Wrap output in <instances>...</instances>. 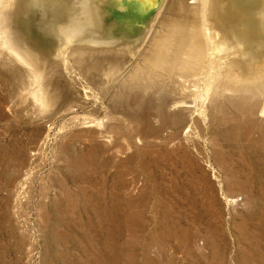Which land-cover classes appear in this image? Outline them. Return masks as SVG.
Here are the masks:
<instances>
[{"label":"rangeland","instance_id":"obj_1","mask_svg":"<svg viewBox=\"0 0 264 264\" xmlns=\"http://www.w3.org/2000/svg\"><path fill=\"white\" fill-rule=\"evenodd\" d=\"M166 1L98 0L102 24L76 42L47 31L49 16L66 22L65 9L10 0L6 12L0 4L14 34L37 52L49 91L48 101L36 99V80L0 39V264H264V0H207L213 42L221 35L218 50L241 56L239 79L211 62L208 85L221 93L213 97L205 61L187 62L182 43L178 52L155 46ZM182 1L190 26L201 0ZM234 15L245 29L232 24ZM173 27V37L189 32ZM196 32L206 48L200 21ZM236 40L243 53L232 51ZM148 53L182 64L167 58L165 68ZM173 91L184 107L165 105ZM88 128L99 131L96 139Z\"/></svg>","mask_w":264,"mask_h":264},{"label":"bare ground","instance_id":"obj_2","mask_svg":"<svg viewBox=\"0 0 264 264\" xmlns=\"http://www.w3.org/2000/svg\"><path fill=\"white\" fill-rule=\"evenodd\" d=\"M9 1L10 0H0V4L2 5H0L1 6V8H2V10L4 9H7L8 7L6 6V5H9L8 3H9ZM114 1V0H113ZM193 1V0H192ZM196 2V1H195ZM119 3H120V1H119ZM111 4V3H110ZM11 5V4H10ZM6 8H5V7ZM184 2L182 1V0H170V1H166V4H165V7H164V10L162 11V13H161V15H160V17H159V19H158V21L156 22V24L155 25H157V26H160L161 27V29H165V32L163 31V33H161L162 31L160 30V32H159V35H157V33L156 34H153L154 36H156V37H153L155 40H157V43H156V45L155 46H157L156 48L158 49L160 46H161V44H163V43H165L166 45L167 44H175L174 46H172L173 48H176V43H180V45H181V43L185 46H182L184 49L182 50L180 47V45H177V46H179V48L177 49L176 48V50L175 49H173V50H175L176 52H178L179 50L181 51L182 50V52L187 56V62H190V61H196L199 65H201V64H203L204 63V61H205V65H206V67L205 68H207V70H208V74L210 75V77H211V79H208L209 80V82H207V84L206 85H208V83H210L211 81H212V77H213V75H215V70H213V66H212V64H211V62L213 63L214 62V64L215 63H217V65L216 66H218V65H221L222 63L223 64H225L226 63V65H228V68H230L229 70H231V73L230 74H232L235 78L237 77H242V75L240 74V66H239V63H236V62H238L239 60H240V58H241V56H238V58L239 59H234V57H236L237 55H235L234 57H233V55L230 53L231 52V50H230V52L228 53V55L230 56V55H232V57L230 56V58H229V56L227 57V55H226V53H223V51H222V47L218 50V48H217V46H219V45H221L222 44V37H221V35H219V33L218 32H216V34H217V36H218V39H217V41H216V43H214L213 42V40H212V37H211V35H210V30H209V26H210V24L209 23H212L211 21H212V19H211V9H210V7L208 6V4H207V0H201V2L199 3V5H196L197 6V10H196V12H198V13H200V24L201 25H203V30H204V32H205V35L207 36L206 37V42H205V45H206V48H204L203 47V42L201 41V39H200V37H199V35H197V32H196V24H198L199 23V21H198V19L195 17V16H190L192 19H191V25L189 26L188 25V23H187V21H189V15L190 14H188L187 13V11L186 10H184ZM225 6V5H224ZM4 7V8H3ZM10 7V6H9ZM8 9H10V8H8ZM7 9V10H8ZM1 9H0V11H2ZM241 10V9H240ZM6 11V10H5ZM5 11H2V12H0V39H1V43H3L2 45H6V47L8 48V49H6L7 51H8V53H12V55H14L15 56V58H17L20 62L19 63H21V66H22V64H24L23 66H26L25 68H26V70H29L28 71V73L27 74H29V72H30V74H32V75H29L30 77L31 76H33L32 77V81L33 80H36V82H37V84H38V89H37V96H36V99L38 98V99H40V100H38V101H42V102H44V101H46L47 100V97H46V94H47V92H49L48 91V89H46V87H44V84L42 85V83L40 82L41 81V78H40V76H41V71L43 70H41V66H39L38 65V62H36L35 61V58H38L39 56H38V54H37V52H35L34 50H33V48H31V42H30V40L29 41H27L26 40V38L25 37H23L22 39L21 38H19V37H17L14 33V29H13V27H12V25L10 24V22H9V20H7V18H8V15L9 14H7V13H5ZM7 12V11H6ZM9 12H10V10H9ZM8 12V13H9ZM173 13V14H172ZM194 13V12H193ZM6 14V15H5ZM231 21H232V24L235 26V27H237V28H239V29H245V27H247V26H245L246 24H247V22H245V23H243V19H241V18H238V15H234L233 17H232V19H231ZM245 21V20H244ZM244 24V25H243ZM172 26H177V27H181V28H185V27H188L189 28V32L188 31H186V35L185 36H178V37H173V34H174V32H173V34L172 35H170V33L171 32H169V31H171L172 30ZM198 26V25H197ZM174 27H173V29H174ZM176 28V27H175ZM178 28V29H179ZM157 29H159V28H157ZM171 29V30H170ZM181 30V31H185V29L184 30ZM212 29V28H211ZM250 29V28H249ZM155 30V29H154ZM175 30V29H174ZM218 30V29H217ZM156 31H158V30H156ZM178 31V30H177ZM152 32H154V31H152ZM176 32V31H175ZM180 32V31H179ZM188 32V33H187ZM203 32V33H204ZM178 33V32H177ZM179 34H183V33H179ZM184 34H185V32H184ZM209 36V37H208ZM151 38H152V36H151ZM150 38V39H151ZM204 38V37H203ZM153 39V40H154ZM177 39H179V41L180 40H182V42L180 41H176ZM29 44H28V43ZM176 42V43H175ZM1 43H0V46H1ZM154 43H155V41H154ZM153 43V44H154ZM244 43V41L243 40H241V41H239V40H236L235 42H234V44H232V46H233V48H231L232 49V51H237L238 53H243L244 52V50H243V44ZM33 44V43H32ZM249 45V44H248ZM2 47V46H1ZM4 47V46H3ZM73 46H71V48H72ZM163 48H165V46H162ZM161 47V48H162ZM168 47H169V45H168ZM171 47V48H172ZM213 47H215V49L213 48ZM70 48V47H69ZM73 48H75V47H73ZM84 49V51H85V48H83ZM83 49H82V51H83ZM166 49V48H165ZM164 49V50H165ZM170 49V48H169ZM11 52H10V51ZM39 50V49H38ZM61 50V49H60ZM60 50H58V51H60ZM68 50V49H67ZM75 50V49H74ZM74 50H72L73 52H74ZM88 50H90V49H88ZM93 49H91V51H92ZM151 50V49H150ZM154 50H156V49H154ZM167 50V49H166ZM166 50H165V53H166ZM172 50V49H171ZM172 50V51H173ZM214 50H216V52H213ZM224 50V49H223ZM57 51V52H58ZM69 51H71V49L69 50ZM69 51H68V53H69ZM75 51H77V50H75ZM80 51V50H79ZM81 51V52H82ZM84 51H83V53H84ZM91 51H89V52H91ZM170 50H167V52H169ZM174 51V52H175ZM64 52V57H65V55H66V51H63ZM81 52H80V54H81ZM86 52V51H85ZM89 52H88V54H89ZM99 52V51H98ZM152 52H154V51H152ZM155 52H157V53H159L160 54V50H156ZM171 52V51H170ZM206 52V53H205ZM62 53V52H61ZM67 53V54H68ZM72 53V52H71ZM71 53H69L70 55H71ZM76 53V56H77V54L79 53H77V52H75ZM93 53V52H92ZM96 53H97V51H96ZM155 54V55H152V53H148V54H145L143 57L144 58H146L147 59V57L150 59V61H152V62H154V63H158V61H162V64H163V61H165V63H166V60H167V58H168V60L170 59V58H172L171 57V55H169L170 56V58L167 56V58H166V60H164L165 58L163 57V58H160L159 56H158V54ZM163 53H164V51H163ZM163 53H162V55H163ZM182 53V54H183ZM233 53H235V54H238V53H236V52H233ZM57 54V53H56ZM86 54H87V52H86ZM87 54V55H88ZM91 54V53H90ZM95 54V53H94ZM99 54V53H98ZM101 54H102V52H101ZM135 54V53H134ZM167 54V53H166ZM168 54H170V53H168ZM173 54V53H172ZM174 54H176V53H174ZM178 54V53H177ZM176 54V55H177ZM11 55V56H12ZM61 55V54H60ZM72 55H73V53H72ZM72 55H71V57H72ZM165 55V54H164ZM180 55H181V52H180ZM180 55L178 54L177 56H179L180 57ZM184 55V56H185ZM239 55H241V54H239ZM243 55V54H242ZM74 56H75V54H74ZM74 56L72 57V58H74ZM75 56V57H76ZM82 56V55H81ZM83 56H84V54H83ZM82 56V57H83ZM88 56H90V55H88ZM100 55H98V57H99ZM160 56H161V54H160ZM177 56H175V57H177ZM183 56V55H182ZM226 56V57H225ZM63 57V58H64ZM69 57V56H68ZM68 57H66L65 59H67ZM79 57V56H78ZM81 57V58H82ZM93 57V56H92ZM95 57H97L96 55H95ZM101 57V56H100ZM99 57V58H100ZM141 57V56H140ZM179 57H178V59H179ZM14 58V59H15ZM102 58V57H101ZM174 58V57H173ZM243 58V57H242ZM12 59H13V56H12ZM13 59V60H14ZM93 59V58H92ZM106 59V58H105ZM104 59V60H105ZM145 59V60H146ZM149 59H147V60H149ZM176 58H174V59H172V61H174ZM181 59H184L183 57H181ZM188 59H192V60H188ZM38 60V59H37ZM69 60V59H68ZM73 60H75V59H73ZM79 60V59H78ZM77 60V61H78ZM177 60V59H176ZM184 60H186V57H185V59ZM40 61V60H39ZM70 61V60H69ZM69 61H67L66 60V62L65 63H67V62H69ZM100 62H102V60H99ZM98 61V62H99ZM106 61V60H105ZM131 61V60H130ZM171 61V60H170ZM171 61V62H172ZM178 61V60H177ZM177 61H175L176 63L175 64H177ZM180 61V60H179ZM178 61V62H179ZM183 61V60H182ZM191 62V64L193 63H195V62ZM89 62V61H88ZM108 62V61H107ZM110 62V61H109ZM181 62V61H180ZM186 62V61H185ZM187 62H186V64H187ZM15 63H16V59H15ZM64 63V64H65ZM87 63V62H86ZM96 62H94V61H90L88 64H87V66L88 67H90V68H88L89 70L90 69H96V68H98V66L95 64ZM143 63V62H142ZM150 63V62H149ZM201 63V64H200ZM102 64V63H101ZM109 65H113V64H116L115 62H112V63H108ZM126 64V63H125ZM132 64V63H131ZM159 64L161 65V63L159 62ZM168 64V63H167ZM179 64H182V62L181 63H179ZM185 64V63H184ZM196 64V63H195ZM213 64V65H214ZM222 64V65H223ZM20 65V64H19ZM66 65V64H65ZM64 65V69H66L67 67ZM70 65V64H69ZM136 65V64H135ZM151 65H153V64H151ZM156 65V64H155ZM169 65V64H168ZM168 65H167V67H168ZM189 65V67H190V63L188 64ZM197 65V64H196ZM49 66V65H48ZM47 66V67H48ZM97 66V67H96ZM102 66H104V65H102ZM101 66V67H102ZM169 66H172V65H169ZM175 66V65H174ZM177 66H178V64H177ZM177 66H175V67H177ZM184 66H186V65H184ZM194 66V65H193ZM192 66V67H193ZM66 67V68H65ZM134 67H136V66H134ZM157 67V66H156ZM161 67V66H160ZM163 67H165L164 66V64H163ZM167 67H165V68H167ZM179 67V66H178ZM197 67H199V66H196V68ZM219 67V66H218ZM221 67V66H220ZM223 67V66H222ZM235 69H234V68ZM23 68V67H22ZM71 68V67H70ZM171 68V67H170ZM173 68V67H172ZM180 68H181V66H180ZM182 68H184V69H186L185 67H182ZM195 68V69H196ZM202 68V67H201ZM45 69V68H44ZM133 69V68H132ZM142 69V68H141ZM163 69V68H162ZM194 69V68H193ZM200 69V68H199ZM198 69V70H199ZM224 69V68H223ZM131 70V69H130ZM130 70H128V71H130ZM135 70V69H134ZM164 70V69H163ZM213 70V71H212ZM218 70V69H217ZM259 70H261V69H259ZM258 70V71H259ZM262 70H263V74H261V75H263L264 76V67L262 68ZM261 70V71H262ZM132 71V70H131ZM166 71V70H165ZM203 71V70H202ZM256 71V70H255ZM170 72V71H169ZM168 72V73H169ZM171 72H172V70H171ZM194 72H195V70H194ZM200 72V71H199ZM133 73V72H132ZM138 73V72H137ZM136 73V74H137ZM217 73V72H216ZM206 74V73H205ZM45 75V74H44ZM134 75V74H133ZM173 75V73L171 74L170 73V77H172V80L173 81H176V79L174 80L173 78H174V76H172ZM216 75H218V74H216ZM219 75H221V74H219ZM223 75V74H222ZM28 76V77H29ZM163 76V75H162ZM166 76V75H165ZM178 76V75H177ZM227 76V75H226ZM29 77V78H30ZM41 77H43V76H41ZM179 77V76H178ZM205 77V76H204ZM208 77V75L206 76V78ZM222 77V76H221ZM230 77V76H229ZM233 77V78H234ZM34 78V79H33ZM45 78V77H44ZM215 78H216V76H215ZM220 77H218V79H219ZM234 78V79H235ZM236 78V79H237ZM177 79H179V78H177ZM217 79V78H216ZM223 79H225L224 77H223ZM239 79V78H238ZM242 79V78H241ZM31 80V79H30ZM205 80V79H204ZM211 80V81H210ZM220 80V79H219ZM218 80V81H219ZM229 80V79H228ZM160 81V80H159ZM170 81H171V79H170ZM177 81H179V80H177ZM206 81H207V79H206ZM221 81V80H220ZM219 81V82H220ZM243 81V80H242ZM43 82V81H42ZM224 82V81H223ZM223 82H221V83H223ZM226 82H228V81H226ZM33 83V82H32ZM147 84H148V82H146ZM170 83V82H169ZM183 83V82H182ZM141 84V83H140ZM184 84V83H183ZM182 84V85H183ZM213 84V83H212ZM211 84V85H212ZM226 83L224 82V85H225ZM231 84V83H230ZM234 84V83H233ZM139 85V84H138ZM151 85V84H150ZM150 85H148L149 86V88H151V86ZM176 85V84H175ZM186 85V84H185ZM205 85V86H206ZM223 85V86H224ZM227 85V84H226ZM229 85V84H228ZM243 85H245V84H243ZM47 86V85H46ZM166 86V85H165ZM171 86V85H170ZM177 86V85H176ZM187 86V85H186ZM209 87H211L210 85H208ZM220 87H222L223 88V86H221V85H219ZM232 86V85H231ZM230 85H229V87H231ZM237 87H239L238 85H236ZM141 87V86H140ZM183 87V86H182ZM207 87V86H206ZM213 87V86H212ZM210 88V89H212L213 91H215V90H217V89H215L214 90V87H215V85H214V87L213 88ZM218 86L216 85V88H217ZM229 87H225V88H229ZM127 88V87H126ZM159 88V87H158ZM161 88V87H160ZM168 88V87H167ZM171 88L173 89V87L171 86ZM178 88V87H177ZM176 88V89H177ZM190 88V87H189ZM225 88H223L222 90H224ZM234 88H235V86H234ZM240 88V87H239ZM238 88V89H239ZM247 88V87H246ZM245 88V89H246ZM162 89L163 88H161V90H159V91H162ZM171 89V90H172ZM179 89H180V87H179ZM233 89V88H232ZM245 89H243L244 91H245ZM249 88H247L246 89V91L248 90ZM50 90V89H49ZM126 90V89H125ZM209 90V89H208ZM229 90H231V88L229 89ZM240 90H242V88L240 89ZM239 90V91H240ZM243 90L241 91V92H243ZM139 91V90H138ZM155 91V90H154ZM157 91V90H156ZM158 91V92H159ZM165 91V90H164ZM163 91V92H164ZM168 91V90H167ZM170 91V90H169ZM189 91H191V90H189ZM213 91H210V92H213ZM228 90L227 89H225V93H227L228 95H231V94H229V92H227ZM233 91V90H232ZM234 91H235V89H234ZM238 91V90H237ZM251 91V90H250ZM249 90H248V92H250ZM171 92V91H170ZM175 91H173L172 93H173V96L171 95L169 98H165V97H163V98H165L163 101H164V103H165V105L167 106V107H170V108H175V107H179L178 105H182V104H179V103H181V102H183L184 100L183 99H179V97H176V96H174V94H176L177 95V93H174ZM178 92V91H177ZM192 92H193V90H192ZM220 92V91H219ZM52 93H53V90H52ZM157 93V92H156ZM169 93V92H168ZM189 93H191V92H189ZM218 92L217 91H215V94L213 93H211L212 94V97H213V95H220V94H217ZM231 93V92H230ZM233 93V92H232ZM150 94V93H149ZM159 94V93H158ZM160 94H162L161 92H160ZM178 94H180V93H178ZM226 94V95H227ZM236 94V93H235ZM235 94L233 93L232 94V96L234 95L235 96ZM237 94H240V92L239 93H237ZM242 94V93H241ZM246 94H248V93H246ZM49 95H51V94H49ZM222 95H224V92L222 93ZM225 95V96H226ZM242 95H245V93L244 94H242ZM241 95V96H242ZM162 96V95H161ZM164 96V95H163ZM166 96V95H165ZM168 96V95H167ZM185 96V95H184ZM221 96V95H220ZM224 96V97H225ZM231 96V97H232ZM233 96V97H234ZM237 96V95H236ZM239 96V95H238ZM240 96V97H241ZM248 96V95H247ZM249 96H250V98H248V99H251V97H253V96H251V94H249ZM51 97V96H50ZM49 97V98H50ZM155 97V96H154ZM158 97V96H157ZM228 97V96H227ZM243 97V96H242ZM242 97H241V99H242ZM246 97V96H245ZM244 97V98H245ZM35 98V97H34ZM159 98V97H158ZM236 98V97H235ZM255 98V97H254ZM140 99V98H139ZM156 99V98H155ZM216 99V98H215ZM226 99V98H225ZM247 99V101L249 102L250 100H248ZM159 100V99H158ZM162 99L160 98V103L162 102L161 101ZM222 100V99H221ZM227 100V99H226ZM232 100V99H231ZM230 100V101H231ZM238 100H240V99H238ZM252 100H253V98H252ZM48 101V100H47ZM50 101V100H49ZM117 101V100H116ZM141 101V100H140ZM240 101H242V100H240ZM255 101V100H254ZM253 101V103L251 102V104H254L255 102ZM122 102L123 101H121V104H122ZM131 102V101H130ZM145 102V101H144ZM151 102V101H150ZM185 102H186V99H185ZM188 102V101H187ZM214 102V101H213ZM233 102V101H232ZM246 102V99H245V101H244V103ZM249 102V103H250ZM49 103V102H48ZM154 103V102H153ZM158 103V102H157ZM159 103V104H160ZM228 103V102H227ZM234 103V102H233ZM243 103V102H242ZM247 103V102H246ZM261 103V102H260ZM44 104V103H43ZM47 104V103H46ZM116 104V103H115ZM146 104V103H145ZM156 104V103H155ZM188 104V103H187ZM234 104H236V103H234ZM248 104V103H247ZM163 106H164V104H162ZM219 105V104H218ZM237 105H239V104H237ZM115 106V105H114ZM146 106V105H145ZM150 106V105H149ZM162 106V107H163ZM183 107H184V105H182ZM194 106V105H193ZM242 106V105H241ZM247 106V105H246ZM244 107L245 109H247V110H249V109H252L250 106H248V107ZM255 106H257V105H255ZM135 107H137V106H135ZM148 107V106H147ZM146 107V108H147ZM161 107V106H160ZM160 107H157L156 106V108H160ZM237 107L238 106H236V109H237ZM254 107V106H253ZM258 107V106H257ZM117 108V107H116ZM166 108V107H165ZM186 108V107H185ZM187 108H188V106H187ZM186 108V109H187ZM239 108V107H238ZM254 108H256V107H254ZM253 108V109H254ZM264 108V107H263ZM263 108L261 107L260 108V111L261 110H263ZM133 109H134V107H133ZM151 109V108H150ZM161 109V108H160ZM176 109V108H175ZM179 109V108H178ZM235 109V108H234ZM240 109V108H239ZM243 108H241V110H242ZM125 110V109H124ZM159 110V109H158ZM174 110V109H173ZM189 110H190V108H189ZM258 110V109H257ZM256 110V111H257ZM111 111V110H110ZM112 111H113V109H112ZM146 111V110H145ZM165 111V110H164ZM169 111V110H168ZM239 111V110H238ZM246 111V110H245ZM132 112V111H131ZM191 112V111H190ZM241 112V111H240ZM243 112V111H242ZM250 112V114H252L251 113V111H249ZM153 113V112H152ZM162 113H163V111H162ZM237 113V112H236ZM263 113V111L260 113V114H262ZM132 114V113H131ZM141 114V113H140ZM165 114H167L166 112H165ZM172 114V113H171ZM249 114V113H248ZM139 115V114H138ZM152 115V114H151ZM174 115H175V113H174ZM173 115V116H174ZM178 115V114H177ZM176 115V116H177ZM244 115H245V113H244ZM247 115V114H246ZM253 115H254V113H253ZM141 116V115H140ZM172 116V117H173ZM175 116V117H176ZM252 116V115H251ZM250 116V117H251ZM260 116V115H259ZM136 117V116H135ZM134 117V118H135ZM144 117V116H143ZM158 117V116H157ZM172 117H170V118H172ZM220 117V116H219ZM222 117V116H221ZM246 117H248V116H246ZM245 117V118H246ZM130 118V117H129ZM141 118V117H140ZM150 118V117H149ZM148 118V119H149ZM195 118V117H194ZM142 119V118H141ZM179 119V118H178ZM262 119V118H261ZM224 120V119H223ZM137 122V121H136ZM145 122V121H144ZM167 122V121H166ZM190 122H192V121H190ZM245 123L246 122H249V121H246V119H245V121H244ZM113 123H115V122H113ZM169 123V122H168ZM251 123V122H250ZM124 124V123H123ZM243 124V123H242ZM86 126H87V124H85ZM85 125H83L84 127H86ZM91 125H93V124H91ZM102 125V124H101ZM131 125V124H130ZM144 125V124H143ZM149 125V124H148ZM190 125V124H189ZM246 125V124H245ZM90 126V125H89ZM89 126H87V127H89ZM126 126V125H125ZM247 126H248V124H247ZM112 127V126H111ZM141 127V126H140ZM239 127V126H238ZM244 127H246V126H244ZM244 127H243V129H244ZM102 128H103V126H102ZM175 128V127H174ZM247 128V127H246ZM245 128V129H246ZM251 128V127H250ZM249 128V129H250ZM82 129V128H81ZM111 129V128H110ZM138 129V128H137ZM188 129V128H187ZM84 130H85V128H84ZM88 131L86 132V135H88L89 137H92L93 135H94V137L93 138H95V135L96 134H99L98 132L99 131H97V130H95V129H92V128H88L87 129ZM107 130V129H106ZM112 130H113V128H112ZM115 130V129H114ZM131 130V129H130ZM186 130V129H185ZM104 131V130H103ZM148 131V130H147ZM246 131V130H245ZM79 132V131H78ZM108 132V131H107ZM112 132V131H111ZM120 132V131H119ZM142 132V131H141ZM154 132V131H153ZM158 132V131H157ZM252 132V131H251ZM84 133H85V131H84ZM136 133V132H135ZM242 133H243V131H242ZM78 134V133H77ZM108 134V133H107ZM110 134V133H109ZM169 134V133H168ZM184 134V132H182L181 134H179V135H183ZM255 134V133H254ZM86 135H85V137H86ZM116 135V134H115ZM154 135V134H153ZM152 135V136H153ZM88 136L86 137V138H88ZM97 136V135H96ZM184 136V135H183ZM191 137V136H190ZM182 138H184V137H182ZM77 139V138H76ZM90 139H92V138H90ZM96 139V138H95ZM175 144V143H174ZM193 148V147H192ZM188 150V149H187ZM193 153V152H192ZM193 155V154H192ZM203 173V172H202ZM94 175V174H93ZM25 178V177H24ZM75 185V184H74ZM110 187V186H109ZM112 188V187H111ZM133 188V187H132ZM132 194V193H131ZM86 195V194H85ZM126 196V195H125ZM114 197V196H113ZM233 198V197H232ZM233 203H235V202H233ZM38 209V208H37ZM108 209V208H107ZM61 213V212H60ZM114 214V213H113ZM111 215V214H110ZM45 218V217H44ZM57 223V222H56ZM104 223V222H103ZM72 226H74V225H72ZM69 228V227H68ZM108 230V229H107ZM79 232V231H78ZM189 233V232H188ZM187 238V237H186ZM188 241V240H187ZM201 241V240H200ZM206 243V242H205ZM203 244V243H202ZM113 245V244H112ZM200 245V244H199ZM204 246V245H203ZM158 249V248H157ZM203 249V248H202ZM210 250V249H209ZM109 253V252H108ZM151 253V252H150ZM255 253V252H254ZM152 254V253H151ZM47 255V254H46ZM47 262V261H46Z\"/></svg>","mask_w":264,"mask_h":264},{"label":"clouds","instance_id":"obj_3","mask_svg":"<svg viewBox=\"0 0 264 264\" xmlns=\"http://www.w3.org/2000/svg\"><path fill=\"white\" fill-rule=\"evenodd\" d=\"M36 10L63 8L67 11V20L57 23L50 16L45 24L47 31L59 42H76L96 31L102 24L98 0H31Z\"/></svg>","mask_w":264,"mask_h":264}]
</instances>
